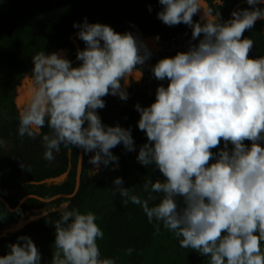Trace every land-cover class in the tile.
I'll list each match as a JSON object with an SVG mask.
<instances>
[{"label":"clouds","instance_id":"clouds-1","mask_svg":"<svg viewBox=\"0 0 264 264\" xmlns=\"http://www.w3.org/2000/svg\"><path fill=\"white\" fill-rule=\"evenodd\" d=\"M158 2L157 18L167 26H189L198 43L159 59L151 72L167 86H157L149 106L134 105L137 127L147 137L136 159L155 166L162 179L145 181L148 195L141 199L116 177L113 194L141 206L157 231L162 224L180 247L208 257V264H264V57L250 58L254 41L243 36L264 20V6H258L264 0H246L251 7L232 11L228 20L220 15L223 0ZM73 27L85 45L76 52L78 66L57 52L32 56L31 72L17 87L18 134L42 136L49 162L61 145L94 153L88 163L95 174L101 165L118 167L111 149L135 150L131 128L103 124L96 110L105 107L106 95L128 99L127 88L142 78L151 52L132 32L86 18ZM45 126L49 134H42ZM82 162L83 156L81 168ZM157 196L159 202L150 207ZM53 211L60 215L53 224L51 264H116L101 257L97 241L104 232L93 212L70 209L67 202ZM47 214L45 209L42 215ZM17 239L0 264H41L34 242L26 235Z\"/></svg>","mask_w":264,"mask_h":264},{"label":"trees","instance_id":"trees-1","mask_svg":"<svg viewBox=\"0 0 264 264\" xmlns=\"http://www.w3.org/2000/svg\"><path fill=\"white\" fill-rule=\"evenodd\" d=\"M243 1L246 0H223V7L219 9L222 19L228 20L235 5ZM149 6L151 11L148 10ZM250 7L243 4L237 9ZM160 9L158 0H13L10 3L9 10L0 20V119L6 117L0 126V138L11 144L4 158H0V198L14 209L23 198L32 197L13 212L0 202V256L8 253L10 249L7 245L18 243L20 236L26 235L31 239L47 226L55 229L53 224L60 213L53 209L67 202L70 209L76 208L82 213L91 211L98 217L96 223L104 232V238L97 241L102 258H113L116 264H208V257L180 247L178 239L162 224L157 231L155 221L148 222L141 206L130 201L125 203L127 198L121 197L118 192L113 194L112 182L116 177L123 180L122 187L132 189V194L141 199L148 195L143 189L145 181L150 178L153 181L162 179L155 166L144 167L136 159L147 137L137 127L140 115L134 105L149 106L155 100L157 86H167V80H156L151 70L141 66L143 76L138 82L131 83L126 101L115 100L112 95L103 97L105 107L96 110L102 123L131 128L135 150L129 152L123 145L116 146L111 151L119 158L118 167L111 163L108 167L101 165L93 174L89 171L94 166L88 160L94 153L84 154L82 149L79 187L70 199L67 197L74 193L76 184L78 147L64 148L61 145L55 159L49 162L44 159L42 136L34 139L27 135L20 136L19 121L14 113L8 120L15 83L31 72L34 54L64 50L67 59L72 61L76 58L77 49L70 40L78 32L73 27L74 22L81 23L86 18L89 23L106 24L119 33L132 32L144 43L158 37L159 50H149L151 57L145 62L149 65L187 51L190 44L198 43V39H192L189 26L183 23L167 26L160 21L157 18ZM193 20L200 19L194 15ZM243 36L254 41L249 57H264V20L257 21ZM75 40L82 50L84 42L77 36ZM79 63L77 61L72 65L76 67ZM41 131L42 134L50 133L47 126ZM261 146L264 147V143ZM218 147L222 148L223 145ZM56 196L60 197L46 203L38 200H49ZM158 202L157 196L149 206ZM45 209L48 210L46 216L42 215ZM31 217L40 218L29 221ZM20 221L27 224L20 230H14ZM129 248L133 249L131 254L127 252Z\"/></svg>","mask_w":264,"mask_h":264},{"label":"rangeland","instance_id":"rangeland-1","mask_svg":"<svg viewBox=\"0 0 264 264\" xmlns=\"http://www.w3.org/2000/svg\"><path fill=\"white\" fill-rule=\"evenodd\" d=\"M13 2V0H0V20L5 15V11L9 10L10 3ZM8 7V8H7ZM7 8V9H6ZM149 40V39H148ZM22 78L17 79L15 85V91L11 98V105L8 113V120L9 116L14 113L15 117L18 119V109L16 107V99H17V87L21 84ZM129 88V87H128ZM127 88V90H128ZM112 97L115 100H120L118 96ZM4 120H6V117L0 119V126L4 124ZM0 158H4V153L8 152V150L11 148V144L9 142H5V140L0 138ZM31 240L34 242L36 247L38 248L40 254H41V264H51L52 256L55 253L56 249L54 247V241H55V229L51 228L50 226H47V228L42 231V233L37 234Z\"/></svg>","mask_w":264,"mask_h":264},{"label":"water","instance_id":"water-1","mask_svg":"<svg viewBox=\"0 0 264 264\" xmlns=\"http://www.w3.org/2000/svg\"><path fill=\"white\" fill-rule=\"evenodd\" d=\"M243 4H247L246 1H243V2H240V3L236 4L232 11L236 10L239 6H241V5H243ZM231 13H232V12H231ZM196 15H197V16L199 17V19H200V16L202 15V11H201V12H198ZM229 19H231V14H230V18H229ZM257 21H260V20L258 19ZM257 21H256V22H257ZM76 36H77V33L73 34V35L70 37V40H71V42L73 43V45L75 46V48L78 50V49H80V46L78 45V43H77L76 40H75V37H76ZM144 44L147 46L148 50H150V51H153V50H159V47H158V45H157V44H158V40H157V39H149V40H146ZM56 52H57V53H60L61 55H63V56L66 57V51H64V50H58V51H56ZM77 61H78V60L75 58V59L72 60L71 62H72V64H74V63H76ZM152 66H153V65H149V64H146V63H145L142 67H144V68H146V69H148V70H151V67H152ZM81 156H82V149L78 147V161H77V168H76V184H75V190H74V193H73L72 195H69L68 197L65 196V197H67V198L73 197V195L75 194V192L77 191V189H78V187H79V178H80V173H81V167H79V157H81ZM31 197H32V196H27V197L23 198V199L20 201V203H19L14 209H11V208L5 203V201H4L2 198H0V202L3 203V205L6 207L7 210L13 212V211L17 210V209L22 205V203H23L26 199L31 198ZM58 197H60V196L53 197V198H51V199H49V200L41 199V198H38V200L41 201V202H42V201L49 202V201H52V200H54V199H56V198H58ZM36 218H40V217H31V218L29 219V221H34ZM26 224H27V222L20 221V222L14 227V230H20V229H22Z\"/></svg>","mask_w":264,"mask_h":264}]
</instances>
